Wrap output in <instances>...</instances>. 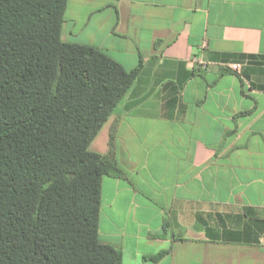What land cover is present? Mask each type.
Returning a JSON list of instances; mask_svg holds the SVG:
<instances>
[{"label":"crops","instance_id":"obj_1","mask_svg":"<svg viewBox=\"0 0 264 264\" xmlns=\"http://www.w3.org/2000/svg\"><path fill=\"white\" fill-rule=\"evenodd\" d=\"M61 39L139 69L90 146L106 130L90 150L127 177L102 181V242L122 264H264V0H68Z\"/></svg>","mask_w":264,"mask_h":264},{"label":"trees","instance_id":"obj_2","mask_svg":"<svg viewBox=\"0 0 264 264\" xmlns=\"http://www.w3.org/2000/svg\"><path fill=\"white\" fill-rule=\"evenodd\" d=\"M67 4L0 0V264H122L99 221L103 179L127 177L90 146L139 69L64 43Z\"/></svg>","mask_w":264,"mask_h":264},{"label":"rangeland","instance_id":"obj_3","mask_svg":"<svg viewBox=\"0 0 264 264\" xmlns=\"http://www.w3.org/2000/svg\"><path fill=\"white\" fill-rule=\"evenodd\" d=\"M105 137H106V130H104V131L102 132L101 136H99V137L97 138V140L95 141L94 146L91 147L90 149H91V150H96V149H98L99 146H100V144L102 143V140H103Z\"/></svg>","mask_w":264,"mask_h":264},{"label":"built area","instance_id":"obj_4","mask_svg":"<svg viewBox=\"0 0 264 264\" xmlns=\"http://www.w3.org/2000/svg\"><path fill=\"white\" fill-rule=\"evenodd\" d=\"M202 67H205L204 65H201ZM231 69L233 70V71H236V72H239V70H240V65H233V66H231Z\"/></svg>","mask_w":264,"mask_h":264}]
</instances>
